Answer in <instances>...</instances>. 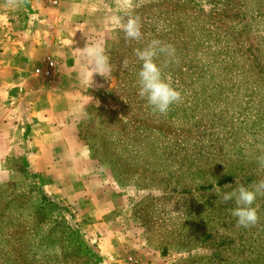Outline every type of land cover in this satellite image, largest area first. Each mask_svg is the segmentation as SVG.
Masks as SVG:
<instances>
[{
  "label": "rangeland",
  "instance_id": "obj_1",
  "mask_svg": "<svg viewBox=\"0 0 264 264\" xmlns=\"http://www.w3.org/2000/svg\"><path fill=\"white\" fill-rule=\"evenodd\" d=\"M130 11L143 39L126 40L119 26L106 90L80 124L96 183L111 190L121 218L114 235L102 241L80 203L57 193L56 180L20 156V146L5 144L0 264H264V197L251 228L237 227L234 202L220 199L225 185L264 178V0H133ZM152 40L176 53L171 63L157 59L181 92L165 115L138 94L134 50ZM112 163L145 188L121 187Z\"/></svg>",
  "mask_w": 264,
  "mask_h": 264
},
{
  "label": "crops",
  "instance_id": "obj_2",
  "mask_svg": "<svg viewBox=\"0 0 264 264\" xmlns=\"http://www.w3.org/2000/svg\"><path fill=\"white\" fill-rule=\"evenodd\" d=\"M60 1L23 0L15 8L0 7V147L20 146V156L56 180L57 193L78 201L106 241L121 218L113 214L111 190L96 183L80 124L88 105L97 104L106 90L107 77L96 75L92 87L85 85L79 49L99 41L109 55L119 33L112 18L120 19L125 10L117 0ZM48 61L56 65L52 79L42 74ZM8 155L1 152L0 161ZM135 232L116 244L130 241Z\"/></svg>",
  "mask_w": 264,
  "mask_h": 264
},
{
  "label": "clouds",
  "instance_id": "obj_3",
  "mask_svg": "<svg viewBox=\"0 0 264 264\" xmlns=\"http://www.w3.org/2000/svg\"><path fill=\"white\" fill-rule=\"evenodd\" d=\"M22 3L23 0H6V5L12 8L18 7ZM117 3L129 14L126 22L122 23L119 18L113 17L112 23L120 26L126 40L141 41L143 33L140 18L132 15L130 11L133 8V0H117ZM79 50L82 58L79 76L85 85L92 87L94 76L99 75L106 78L111 73L110 56L102 42L87 43L83 49ZM134 54L141 62L138 72L139 96L146 100L153 112H158L161 115L167 114L173 104L181 101V92L175 89L170 80L163 75L162 67L157 63V59L163 56L168 63L174 62L175 48L160 40H152L146 47L136 48ZM127 68L128 60L124 59L122 69ZM96 86L102 87L103 85L97 84ZM257 162L261 168H264V155L257 157ZM236 185L235 189H232V185L224 186L226 191L220 197L221 202L223 204L234 202L235 206L231 209V215L236 218L237 227H255L259 223L260 217L257 208L253 205L258 197H264V178L247 186L237 180Z\"/></svg>",
  "mask_w": 264,
  "mask_h": 264
},
{
  "label": "trees",
  "instance_id": "obj_4",
  "mask_svg": "<svg viewBox=\"0 0 264 264\" xmlns=\"http://www.w3.org/2000/svg\"><path fill=\"white\" fill-rule=\"evenodd\" d=\"M80 138L81 140L83 139V137L81 136V132H80ZM92 149V148H91ZM114 166L111 167L112 168V172H113V175L114 177L116 178V180L118 181V184L123 187V188H126V187H130V186H135L136 188L138 189H142V188H145V187H141L140 184L138 183H133L131 180L132 179H124V177H122L121 173L118 171H116L115 169V166L116 164L115 163H112Z\"/></svg>",
  "mask_w": 264,
  "mask_h": 264
},
{
  "label": "built area",
  "instance_id": "obj_5",
  "mask_svg": "<svg viewBox=\"0 0 264 264\" xmlns=\"http://www.w3.org/2000/svg\"><path fill=\"white\" fill-rule=\"evenodd\" d=\"M48 3H50L51 5H59V3L61 2L60 0H46ZM56 69V65L53 61H48L43 70H42V74L46 79H52L54 77V72Z\"/></svg>",
  "mask_w": 264,
  "mask_h": 264
}]
</instances>
